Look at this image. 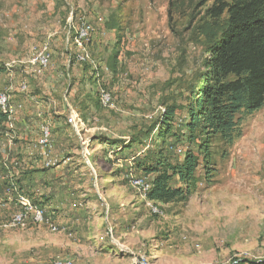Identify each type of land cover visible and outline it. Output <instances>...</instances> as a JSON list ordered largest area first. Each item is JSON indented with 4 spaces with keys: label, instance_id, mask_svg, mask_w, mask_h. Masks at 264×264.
<instances>
[{
    "label": "rangeland",
    "instance_id": "1",
    "mask_svg": "<svg viewBox=\"0 0 264 264\" xmlns=\"http://www.w3.org/2000/svg\"><path fill=\"white\" fill-rule=\"evenodd\" d=\"M213 3L0 0V91L15 114L23 108L29 115L27 129L15 121L14 140L1 137L0 166L13 182L12 166L22 158L26 167L31 161L30 169H46L31 196L48 192L50 198L41 206L47 220L40 223L27 216L12 224L21 207L0 205V264H52L57 258L72 264L264 261L263 108L237 114L242 134L231 146L211 140L212 170L199 163L194 189L184 198L155 203L132 183H149L135 157L154 152L167 107L175 110L174 128L188 114L218 30L207 14ZM81 23L93 28L84 62L72 39ZM44 49L50 61L39 72L30 60ZM103 93L110 96L107 105ZM34 95L38 105L29 101ZM72 113L77 123L65 126ZM58 118L61 129L54 127ZM45 122L52 133L50 157L67 159L50 168L35 145ZM174 151L181 161L183 145Z\"/></svg>",
    "mask_w": 264,
    "mask_h": 264
},
{
    "label": "trees",
    "instance_id": "2",
    "mask_svg": "<svg viewBox=\"0 0 264 264\" xmlns=\"http://www.w3.org/2000/svg\"><path fill=\"white\" fill-rule=\"evenodd\" d=\"M207 14L216 21L218 30L204 62L201 82L186 107V118L174 128L175 110L167 107L158 128L160 142L154 152L135 157L136 166L147 175L150 184L146 199L155 203H170L189 194L194 189L199 163L207 173L211 169V140L218 137L224 145L231 146L242 134L237 114L246 116L264 109V0H214ZM6 120V114L0 112V140L7 128ZM133 142L142 145L141 141ZM176 144L184 147L181 161L177 160L174 151ZM13 155L19 160L18 152ZM21 160L12 166L16 175L14 183L23 188L24 192L18 191L28 196L45 214V208L41 206L50 200L48 192L38 197L31 195L36 196L38 190L32 186L36 185V178L44 177L46 169H30L23 165L24 159ZM3 170L0 166L1 195L9 182ZM236 264H264V261Z\"/></svg>",
    "mask_w": 264,
    "mask_h": 264
},
{
    "label": "bare ground",
    "instance_id": "3",
    "mask_svg": "<svg viewBox=\"0 0 264 264\" xmlns=\"http://www.w3.org/2000/svg\"><path fill=\"white\" fill-rule=\"evenodd\" d=\"M90 32H91V26L88 23H81L77 28H75L74 34L72 35V39L74 40V43H75V48L77 47V49H79V52H76V57L81 62L85 61L84 42L88 40L89 34H87V33H90ZM83 34H87V35H83ZM81 36H82L83 40L81 39ZM38 49L40 50L41 48H38ZM44 53H45V49L43 51H35L33 53L32 60H30V62L34 65L41 67V68L47 67L49 64L50 58H49L48 54H47V57H41V56H43ZM40 57L42 58V60H39V59H41ZM101 100H102V103L104 105H107L108 101L110 100L109 94L103 93L101 96ZM1 102H3L4 105H2ZM19 107H20V105H19ZM15 111H16V108L10 104V98L7 95V93L1 91L0 92V112L3 114H6V116H7L6 126H8V128L13 127V124L15 121ZM66 122L68 125H75L77 123V118H76L75 114L72 113L70 115V117L67 118ZM40 130L42 132V136H41V139L38 143V148L41 151L40 155L45 160V163H44L45 167H50V166H53L54 163H56V161H57L56 158L53 159L50 157V151H51L50 150V148H51L50 126H48V124H42L40 126ZM132 183L134 185L140 187L144 193V196L146 197V194H147V191L150 187V184H148V183L143 184L140 179H135L132 181ZM17 204H19V206L21 208L18 210L17 213H15L12 216V218H11L12 224H15V225L21 224L27 216H29V217L31 216L32 222H34V223H40L42 221L44 222L47 220L43 210L41 208H39L38 206L35 207L34 205H32L31 202L27 198H25L24 196L18 197ZM34 209L36 211H38V217L37 218H34ZM51 228L54 231L56 230V228L53 227L52 225H51ZM61 261H64V260L57 258L55 261L52 262V264H55V263L56 264H72L71 262L63 263ZM141 264H143V262Z\"/></svg>",
    "mask_w": 264,
    "mask_h": 264
},
{
    "label": "crops",
    "instance_id": "4",
    "mask_svg": "<svg viewBox=\"0 0 264 264\" xmlns=\"http://www.w3.org/2000/svg\"><path fill=\"white\" fill-rule=\"evenodd\" d=\"M34 65V64H33ZM35 66V65H34ZM36 67H37V65H36ZM39 67V66H38ZM46 68V67H45ZM44 68H36V71H41V70H43ZM1 92V91H0ZM3 92H6V91H3ZM7 93V92H6ZM8 95V94H7ZM30 97V96H29ZM37 98H39V97H37V96H35L34 95V97L33 96H31V98H29V101H30V103L31 104H34V102H36L35 104L36 105H38V100H36ZM24 99V98H23ZM19 103L20 102H22V100H19L18 101ZM25 102V101H24ZM23 109V108H22ZM18 110V111H20L19 112V114H15V121H16V125L17 124H20L22 127H23V129H27V127L29 126L27 123H26V118H28L29 117V115H27V114H25L23 111L24 110ZM16 112V111H15ZM77 115V114H76ZM16 116H17V120H16ZM62 119V118H61ZM60 118H58V120L56 121V123L54 124V127L55 128H57V129H61L62 128V124H63V122L62 121H60L61 120ZM15 121H14V123H15ZM64 121V120H63ZM65 123V122H64ZM44 124H48V123H44ZM14 125V124H13ZM65 126H67V125H65ZM71 126V125H70ZM18 131V130H17ZM53 132H55L54 131V129L52 130ZM14 132V133H13ZM40 132H41V130H40ZM12 133H13V136H12ZM56 133V132H55ZM25 135V134H24ZM41 136H42V132L40 133V138L38 139V141H37V143L35 144L36 145V147H37V149L39 150V148H38V143H39V141H40V139H41ZM12 137V138H11ZM11 138V140H14L15 138H16V131L14 130L13 131V127L12 128H8V126H7V132L5 131V134H4V136L2 137V139H4V140H7V142L9 141L8 139H10ZM19 138H21V137H19ZM22 139L23 140H26V136H22ZM11 142V141H10ZM9 142V143H10ZM11 144V145H10ZM9 145L12 147L13 146V142H11ZM13 147H16L15 145L13 146ZM15 150V148H13V149H11L10 151H14ZM15 152V151H14ZM40 150L38 151V154L40 155ZM41 156V155H40ZM41 158H42V156H41ZM43 159V158H42ZM66 160L67 159H57V161H56V163H54V165L53 166H50V167H54V166H57L59 163H61V162H66ZM30 163H31V161H30ZM30 163L28 164L29 165V167L31 168V165H30ZM44 163H45V160L43 159V166L45 167V165H44ZM50 167H46V168H50ZM5 195H2V196H4V197H2V196H0V205H2V204H4V203H8V202H13L15 205H17V202H18V197L19 196H24L25 198H27L28 200H30V198L28 197V196H26V195H24V194H21L19 191H18V188L16 187V184L13 182V180L11 181V180H9V182H8V186H7V189L5 190ZM32 205H34L33 203H31ZM35 207H37L36 205H34ZM40 208V207H39ZM42 209V208H41ZM43 210V209H42ZM43 212H44V210H43Z\"/></svg>",
    "mask_w": 264,
    "mask_h": 264
},
{
    "label": "built area",
    "instance_id": "5",
    "mask_svg": "<svg viewBox=\"0 0 264 264\" xmlns=\"http://www.w3.org/2000/svg\"><path fill=\"white\" fill-rule=\"evenodd\" d=\"M93 31V28H92V26H91V32ZM87 34H90V33H87ZM87 34H83V35H87ZM81 39H82V36H81ZM83 40V39H82ZM41 57H47V53L45 52L44 54H43V56H41ZM40 57V58H41ZM39 60H42V58L41 59H39ZM1 104L2 105H4L3 104V102H1ZM6 132H7V128H6ZM38 217V211H36L35 209H34V218H37ZM61 262H63V263H69L70 261L69 260H64V261H61ZM56 264V263H55Z\"/></svg>",
    "mask_w": 264,
    "mask_h": 264
}]
</instances>
